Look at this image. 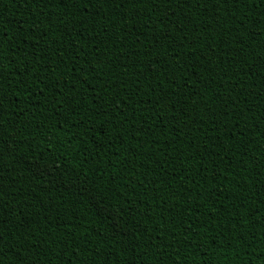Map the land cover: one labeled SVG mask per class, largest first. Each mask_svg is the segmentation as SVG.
<instances>
[{
	"label": "trees",
	"instance_id": "obj_1",
	"mask_svg": "<svg viewBox=\"0 0 264 264\" xmlns=\"http://www.w3.org/2000/svg\"><path fill=\"white\" fill-rule=\"evenodd\" d=\"M0 264H264V0H0Z\"/></svg>",
	"mask_w": 264,
	"mask_h": 264
}]
</instances>
